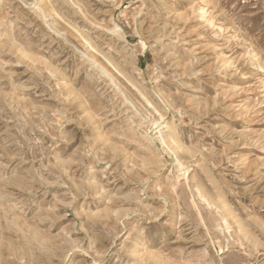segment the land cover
I'll use <instances>...</instances> for the list:
<instances>
[{
    "label": "rangeland",
    "instance_id": "374dc122",
    "mask_svg": "<svg viewBox=\"0 0 264 264\" xmlns=\"http://www.w3.org/2000/svg\"><path fill=\"white\" fill-rule=\"evenodd\" d=\"M0 264H264V0H0Z\"/></svg>",
    "mask_w": 264,
    "mask_h": 264
},
{
    "label": "bare ground",
    "instance_id": "6f19581e",
    "mask_svg": "<svg viewBox=\"0 0 264 264\" xmlns=\"http://www.w3.org/2000/svg\"><path fill=\"white\" fill-rule=\"evenodd\" d=\"M143 247H142V245L141 244H136V246H135V248L133 249V253H136V251H138V250H140V249H142Z\"/></svg>",
    "mask_w": 264,
    "mask_h": 264
}]
</instances>
